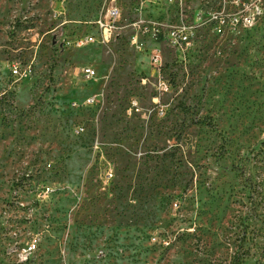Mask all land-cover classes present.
<instances>
[{
	"label": "rangeland",
	"instance_id": "374dc122",
	"mask_svg": "<svg viewBox=\"0 0 264 264\" xmlns=\"http://www.w3.org/2000/svg\"><path fill=\"white\" fill-rule=\"evenodd\" d=\"M234 1L0 0V264H264V0Z\"/></svg>",
	"mask_w": 264,
	"mask_h": 264
},
{
	"label": "built area",
	"instance_id": "2783aa9c",
	"mask_svg": "<svg viewBox=\"0 0 264 264\" xmlns=\"http://www.w3.org/2000/svg\"><path fill=\"white\" fill-rule=\"evenodd\" d=\"M233 6L235 8H238L240 6L238 0H235L233 2ZM258 14L257 13H251V14H244V15H233L229 20L232 26L234 27H239L243 26L245 28L252 27L255 23V20L257 19ZM120 17V12L117 8H110L106 15L103 16L99 21H98V29L101 32V40L103 41H109L111 39V36L114 33L116 23L118 22ZM219 21L224 24L227 21L225 20V17L220 16ZM94 37H89L88 42H93ZM18 72V70H16ZM84 75L87 78H94L96 76V71L90 67L84 68L83 69ZM89 104H93L94 101H88ZM141 108L137 102H132L130 108L128 109V114L133 115L136 113H140ZM37 240L31 241L29 244H27L24 247H21L18 251V258L20 262L26 263L28 262L32 255L35 253L37 250Z\"/></svg>",
	"mask_w": 264,
	"mask_h": 264
}]
</instances>
